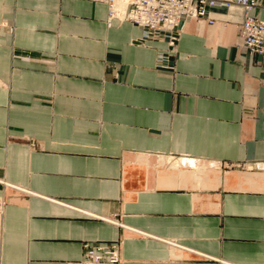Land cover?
Listing matches in <instances>:
<instances>
[{
    "label": "crops",
    "instance_id": "1",
    "mask_svg": "<svg viewBox=\"0 0 264 264\" xmlns=\"http://www.w3.org/2000/svg\"><path fill=\"white\" fill-rule=\"evenodd\" d=\"M207 13L170 53L104 0H0V264H264V57Z\"/></svg>",
    "mask_w": 264,
    "mask_h": 264
},
{
    "label": "built area",
    "instance_id": "2",
    "mask_svg": "<svg viewBox=\"0 0 264 264\" xmlns=\"http://www.w3.org/2000/svg\"><path fill=\"white\" fill-rule=\"evenodd\" d=\"M109 18L130 21L143 31L141 41L163 42L170 53L181 37L187 20L216 21L208 17V7L239 8L244 17L239 23L240 47L264 57V20L251 15L260 6L257 0H104ZM160 59H164V56ZM1 206V202H0ZM74 264H121L120 243H85L84 258Z\"/></svg>",
    "mask_w": 264,
    "mask_h": 264
},
{
    "label": "bare ground",
    "instance_id": "3",
    "mask_svg": "<svg viewBox=\"0 0 264 264\" xmlns=\"http://www.w3.org/2000/svg\"><path fill=\"white\" fill-rule=\"evenodd\" d=\"M0 211H1V206H0Z\"/></svg>",
    "mask_w": 264,
    "mask_h": 264
}]
</instances>
